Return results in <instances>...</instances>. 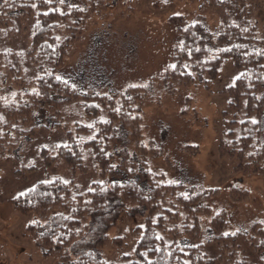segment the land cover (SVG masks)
<instances>
[{"label":"trees","instance_id":"trees-1","mask_svg":"<svg viewBox=\"0 0 264 264\" xmlns=\"http://www.w3.org/2000/svg\"><path fill=\"white\" fill-rule=\"evenodd\" d=\"M200 1L220 17L216 39L221 43L213 44L195 30L187 32L184 42L170 53L162 90L168 92L176 84L182 86L196 79H216L226 65H231L233 82L218 93L228 94L230 105L244 111V119L242 134L232 141V146L219 145L220 156L236 157L238 168L264 175V55L259 51L264 41L257 38V24L244 16V9L240 11L241 20L230 17L229 5L238 7L244 0ZM178 2L152 0L151 7L155 12L162 11ZM94 4L95 0H65L63 4L60 0H51L50 4L45 0H0V138L17 134L23 141L30 140L38 129L50 126L65 131V110L78 102L88 123H78V134L67 130L69 140L59 145L54 154L47 149L42 154L48 164L61 160L73 171L85 173L88 169L84 156L89 153L100 176L83 191L73 181L65 183L56 177L10 200L20 214L38 219L30 226L35 242L48 257L65 259L63 264H108L94 251L73 258L74 243L88 232L91 218L103 226V232H108L122 216L132 223V216L139 215L129 235L135 251L125 264H217L208 251L210 245L219 251L234 248L228 262L237 255L239 243L255 245L262 252L264 227L255 223L249 233H228L226 210L213 213L208 205L185 193L184 185L166 182L164 174L149 167L141 115L154 96L152 87L147 90L133 85L114 90L108 83L109 90L84 92L68 77L67 59L87 37ZM27 33L30 45L22 54L5 45L3 39L7 36L22 37ZM20 60L34 72L33 76L26 77ZM173 64L174 70L169 67ZM119 129L133 132L139 157H134L127 147L117 146ZM131 207H136L134 212L139 214L132 215ZM58 212L61 219L49 224ZM202 217L210 219L206 232ZM42 220L47 223L42 224ZM204 234L208 236L206 241L202 240ZM257 235L259 243L250 242ZM109 239L106 234L100 240L106 244ZM123 240L116 237L112 243ZM236 264L264 263L243 259Z\"/></svg>","mask_w":264,"mask_h":264},{"label":"rangeland","instance_id":"rangeland-1","mask_svg":"<svg viewBox=\"0 0 264 264\" xmlns=\"http://www.w3.org/2000/svg\"><path fill=\"white\" fill-rule=\"evenodd\" d=\"M151 4L152 0H103L102 3L95 0V10L88 19L87 37L67 59L65 71L74 85L84 92L109 90L108 83L114 90L133 85H142L147 90L152 87L154 96L141 115L149 167L164 174L166 182L184 185L185 193L208 205L213 213L226 210L228 233H249L255 223L263 228L264 175L238 168V158L221 157L219 152L221 143L231 147L232 141L242 134L244 111H236L230 105L228 94L218 93L233 82L232 66L226 65L216 79H196L182 86L176 84L168 92L162 90L166 65L176 45L182 44L184 35L194 30L213 44L221 43L216 39L220 17L200 0H179L156 12ZM228 9L235 21L241 20L240 11L244 9V16L257 24V38L264 41V0H244L241 6L231 4ZM7 37L3 39L5 45H10L18 54L30 45V33ZM259 51L264 55V47ZM24 73L29 77L34 72L24 64ZM64 114L65 131L50 126L38 129L30 140L23 141L17 134L0 138V264L65 262V259L48 257L35 242L30 226L38 219L15 210L12 198L39 182L56 177L73 181L82 191L100 180L99 170L89 153L84 156L88 169L85 173L73 171L61 160L46 162L43 149L54 154L59 145L69 140L67 130L78 134V123H88L78 102L70 105ZM117 132L118 138L120 136L117 146L127 147L134 157H139L133 132L121 129ZM135 209L131 207L132 215L139 214ZM58 213L49 219V224L61 219V212ZM138 217L132 216L130 223L122 216L108 232H103V226L91 218L88 232L73 245L72 257L94 251L108 264L129 262L135 251L129 235ZM202 222L206 232L210 219L202 217ZM106 234L110 239L103 244L100 239ZM204 235L202 240L206 241L208 236ZM116 237H124V240L115 245L112 239ZM252 241L258 244L259 236ZM254 246L239 243L237 255L230 262L234 248L219 251L210 245L208 251L217 264H236L243 259L264 263V250L259 252ZM221 253L223 258H220ZM125 255L130 257H123Z\"/></svg>","mask_w":264,"mask_h":264},{"label":"snow or ice","instance_id":"snow-or-ice-1","mask_svg":"<svg viewBox=\"0 0 264 264\" xmlns=\"http://www.w3.org/2000/svg\"><path fill=\"white\" fill-rule=\"evenodd\" d=\"M45 2L50 4L51 0H45ZM60 2L63 4L65 2V0H60ZM164 2L166 3L167 0H164ZM33 7H36V5L34 4ZM44 14L47 15V13H44ZM61 14H63V13H61ZM196 50L199 51V49H196ZM222 51H230V49H224ZM189 55H191V53H189ZM169 67L174 70L176 66L173 64V65H169ZM185 68H187V65H185ZM57 79L60 80L61 78L57 77ZM235 79H239V77H236ZM64 83L67 84V81H64ZM94 107H98V105H95ZM116 111H119V108L116 109ZM104 122L106 123L107 121H104ZM252 123L255 124V123H257V121L252 120ZM87 127L91 128V127H93V125H87ZM65 183H67V182H65ZM157 239H162V237L157 236ZM157 251H158V249H157ZM141 255H144L146 257V253H142ZM148 264H152V262L148 261Z\"/></svg>","mask_w":264,"mask_h":264}]
</instances>
